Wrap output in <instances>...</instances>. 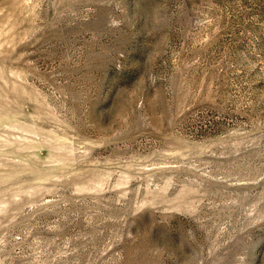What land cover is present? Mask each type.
Here are the masks:
<instances>
[{"label": "rangeland", "instance_id": "rangeland-1", "mask_svg": "<svg viewBox=\"0 0 264 264\" xmlns=\"http://www.w3.org/2000/svg\"><path fill=\"white\" fill-rule=\"evenodd\" d=\"M0 264H264V0H0Z\"/></svg>", "mask_w": 264, "mask_h": 264}]
</instances>
